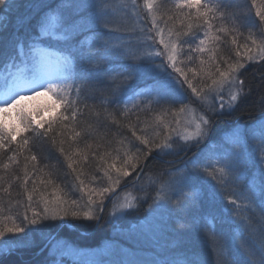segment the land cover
<instances>
[{"label":"snow or ice","instance_id":"1","mask_svg":"<svg viewBox=\"0 0 264 264\" xmlns=\"http://www.w3.org/2000/svg\"><path fill=\"white\" fill-rule=\"evenodd\" d=\"M140 10L151 27L140 26L144 18H138L140 47L133 50L118 35L115 17ZM242 16L229 10L228 0H172L170 6L159 0H0V264L28 247L33 235L74 228L73 220L99 226L145 203L143 219L130 225L136 236L155 239L174 222L169 248H180L186 234L202 232L213 242L217 264H264V95L257 100L258 118L241 123L236 115L252 91L242 71L264 61V11L255 12L258 23H245ZM165 17V24L178 21L180 28L174 23L165 31L157 23ZM242 28L247 35L241 46ZM226 37L235 59L223 51ZM187 92L199 109L184 103ZM42 96L48 104L29 105ZM13 110L18 122L8 125L3 117ZM145 110L153 118L143 126L122 123ZM89 115L92 123L84 119ZM225 116L232 118L229 126L210 141L211 148L200 149ZM108 124L127 128L131 138L121 136L118 147L100 152ZM92 137L95 150L85 139ZM44 144L63 156L70 184L60 185L52 171H44L55 165L40 167L48 156L38 157L33 148ZM193 148L199 151L188 156ZM167 156L180 157V166L165 160L168 167L149 168L150 157ZM90 160L100 175L88 178ZM16 182L23 200L13 199ZM220 201L229 205L225 211L234 226L231 250L229 238L215 231L216 217L204 214L206 203ZM53 247L61 257L79 255L63 240ZM124 251L128 264H145ZM146 264L203 261L188 248Z\"/></svg>","mask_w":264,"mask_h":264},{"label":"trees","instance_id":"2","mask_svg":"<svg viewBox=\"0 0 264 264\" xmlns=\"http://www.w3.org/2000/svg\"><path fill=\"white\" fill-rule=\"evenodd\" d=\"M159 2L171 5L172 0H159ZM137 3H142V0H137ZM229 10H238L243 13L242 19L245 23H258V18L255 16V12L257 10L264 11V0H228ZM24 10L21 9L22 13ZM20 13H13L15 17ZM143 17V20H140V26L147 25L151 27L150 21L147 19V15L143 10H140L137 16H134L131 12L126 14H118L115 17L117 26L120 28L119 36L123 37L126 41H128V47L135 50L140 47L138 40L141 37V33L139 28L137 27L138 18ZM165 20H158L157 23L165 28L172 27L175 23L177 29L180 28L178 21H168L165 24ZM12 31V27L9 26V29L4 32L3 37L5 42H7L10 33ZM193 31H196L194 29ZM241 32L244 35L238 36V44L243 45L245 41V36L247 35V30L245 28L241 29ZM107 35V34H106ZM183 39H190L189 37H182ZM227 43L222 46L223 51L235 59V48L231 45L230 38H225ZM198 42V41H197ZM194 46V45H193ZM157 47H161V45H157ZM185 50L187 52V45H184ZM242 50V48H241ZM194 58L195 55L193 54ZM207 58V57H205ZM181 59H186V56H182ZM123 63H131V61H122ZM160 60L157 59V63ZM184 67V65H181ZM264 61H261L259 64L250 63L247 67L242 71V78L245 80L246 86H250L252 91L249 96H247L244 100L241 101V105L236 113L240 117L241 123L250 122L259 117L261 112V107L258 105L257 100L258 97L264 95ZM123 99V97H121ZM91 103H97L98 101L89 100ZM184 103H190L194 108L199 109L201 106L195 100V97L190 92H187L185 95ZM136 110L133 109V112ZM137 115L139 116V120H137ZM137 115L129 114V117L124 119L122 123H133L137 125V127L143 126L145 121H151L153 116L152 112L145 110L137 113ZM6 116V115H5ZM119 118V117H118ZM4 121H9L12 125L11 118L3 117ZM87 122L92 123L95 120L94 116H86L84 118ZM166 120H174L175 117L167 116ZM232 118L225 116L221 119L217 128L214 129L212 135L209 138V141H206L205 145H201L200 149L208 150L212 145L210 143L211 140H216L219 136L221 130L227 128L231 123ZM18 122V121H17ZM101 131H105V129H101ZM107 136L106 140L103 143V147L99 149L100 152L106 150H113L118 147L115 143L116 140L120 139L121 136H127L131 138V132L127 128H120L117 130V126L113 124L107 125ZM31 135V133H29ZM19 139V137L17 138ZM88 140V143L93 145V150H95V145L97 140L95 137L85 138ZM107 141H112V143H108ZM15 147V145H13ZM33 151L37 153L38 157L43 155L48 156V160H40V167H43L45 163H48L50 166L55 165V169L45 168V172L52 171L53 179L56 183L60 185L70 184L73 181V176L71 174L70 169L67 168L66 162L64 161L63 156L59 154L54 148H50L49 145L44 144L39 148H33ZM198 149L193 148L188 152V156H191L193 152H198ZM115 154V153H113ZM155 155V153L153 154ZM165 160H171L174 162L176 166H180L181 158L178 156H167L160 158L158 160L153 161L151 157L149 158V168H164L169 165L165 164ZM117 166H119V161H117ZM86 172L88 173V178L91 177L92 174L100 175L98 173H94V164H92L90 160V166L86 168ZM19 174V173H18ZM250 177V171L248 172ZM41 178L47 179L46 176H42ZM131 179L130 177L128 178ZM31 183V182H30ZM123 187V185L121 186ZM232 192V188L229 187L225 195L230 194ZM16 193H22V189L19 187V182L14 183L13 185V199L23 200V195H16ZM229 205H227L224 201H220L215 205L205 204L204 214L211 213L216 217L212 223L215 226V231L218 233L225 234L226 237L229 238V248L231 250L232 241L230 239L231 234L234 230V226L230 223L229 214L225 211ZM18 209L14 208L13 212H16ZM107 211V209H106ZM147 211V203L143 204L138 211L130 212L129 214L113 220L109 223H103L99 226L93 224L92 222L83 221V220H73L70 223L75 225L72 227H58L51 230L50 236L41 237L38 235H33L30 238L29 246L19 249L12 256L5 257L3 264H18V262H23V264H39L40 258L44 257V254L51 247L45 246L51 237L55 235L53 238V242L58 239H64L67 243L72 244L74 246L79 247H95L99 245L103 240L112 239L115 242H118L119 245L115 246L117 251L112 256L106 257L103 260L95 261L96 264H128V259L124 257V249L130 250L131 253H135V259L141 262H149L154 257H163L164 255L184 251L188 248H191L193 252L197 254V256L203 261V264H217V257L214 252V245L212 240L202 232H196L195 234H186L185 243L180 248H169L168 246L172 243L174 239V234L171 231L172 228H175L176 225L174 222H169L168 228L157 238H141L136 236L130 231V225L136 223L137 221L143 219L145 213ZM254 223L259 222V216L254 218ZM59 223V222H57ZM123 244V245H121Z\"/></svg>","mask_w":264,"mask_h":264},{"label":"rangeland","instance_id":"3","mask_svg":"<svg viewBox=\"0 0 264 264\" xmlns=\"http://www.w3.org/2000/svg\"><path fill=\"white\" fill-rule=\"evenodd\" d=\"M194 97V96H193ZM196 100V99H195ZM30 106H35V107H42L46 104L49 103L48 97H37L36 100L34 101H29L28 102ZM193 107V106H192ZM194 108V107H193ZM4 117L11 118V122L16 123L17 116L15 110L12 111L10 115H6ZM8 125H11L9 121L5 122ZM54 240V239H53ZM53 240L49 243L52 244L51 247L47 250V252L44 254V257H41L39 264H52L53 261L56 259L61 260V264H96L95 261H100L103 260L106 257L112 256L115 251H117V248L115 246L119 245L118 242L113 241L112 239H107L103 240L99 245L95 247H79V246H74L79 252V255L75 258H69V257H61L59 256V252L54 249V245L58 240H63L64 239H58L53 242ZM48 245V247H49ZM123 245V244H121ZM124 257L131 258L128 252L124 253ZM129 261V259H128ZM38 264V263H37Z\"/></svg>","mask_w":264,"mask_h":264},{"label":"water","instance_id":"4","mask_svg":"<svg viewBox=\"0 0 264 264\" xmlns=\"http://www.w3.org/2000/svg\"><path fill=\"white\" fill-rule=\"evenodd\" d=\"M117 191H120V190L118 189ZM106 203H107V202H106ZM54 237H55V235L49 239V241H48V242L46 243V245H45L46 247L49 245V243L53 240Z\"/></svg>","mask_w":264,"mask_h":264}]
</instances>
